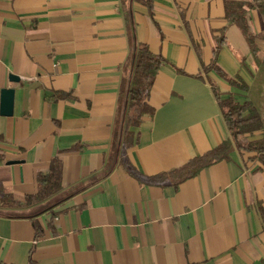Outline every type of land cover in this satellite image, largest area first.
<instances>
[{"label":"crops","instance_id":"0c3cea01","mask_svg":"<svg viewBox=\"0 0 264 264\" xmlns=\"http://www.w3.org/2000/svg\"><path fill=\"white\" fill-rule=\"evenodd\" d=\"M151 1L150 15L145 0H0V263L264 264V167L252 152L234 147L177 186L141 181L119 163L135 42L162 58L152 112L126 150L144 175L230 138L213 88L264 114L250 92L257 67L224 0ZM250 13L259 32L264 21ZM216 45L223 74L240 75L248 90L207 69ZM5 87L14 89L9 115ZM54 157L58 192L27 207L2 204L5 192L34 193Z\"/></svg>","mask_w":264,"mask_h":264},{"label":"trees","instance_id":"16d2710c","mask_svg":"<svg viewBox=\"0 0 264 264\" xmlns=\"http://www.w3.org/2000/svg\"><path fill=\"white\" fill-rule=\"evenodd\" d=\"M150 15L152 14V1L145 0ZM224 8L227 22L229 25H235L242 33L250 54L257 66L263 60L259 56L260 41H264V27L259 32L255 31L252 24L250 11L255 9L264 21V0H224ZM217 40L224 41V34ZM219 46L213 49V60L207 69H214L221 76L227 79L228 83L248 90L247 82L237 75L234 78H228L216 63ZM162 58L152 53L148 46L141 42H135L133 49V70L130 79V85L125 102V115L122 125L121 149L122 155L119 163L131 175L141 181L151 184L169 183L174 186L197 174L201 169L221 160H227L234 147L253 153V158L258 160L260 166L264 167V114L252 104L251 100H238L232 93L227 97L221 98L219 92L213 88L218 106L226 127L230 132V138L223 140L217 146L206 152L190 158L180 166L161 171L153 175H144L139 172L129 161L126 150L134 145L136 132L134 128L138 127L142 117L152 112L148 104L150 89L154 77L158 72ZM259 131L260 137L247 140L246 135H252ZM37 189L32 194L25 195L22 199H16L9 193L2 195L1 202L7 207H27L41 203L52 197L61 188L62 184V164L56 157L52 158L46 171H39L36 174ZM260 212L264 221V209L260 207ZM35 237L40 236L39 226L35 223ZM4 264V263H0ZM27 264H37L32 258Z\"/></svg>","mask_w":264,"mask_h":264},{"label":"rangeland","instance_id":"374dc122","mask_svg":"<svg viewBox=\"0 0 264 264\" xmlns=\"http://www.w3.org/2000/svg\"><path fill=\"white\" fill-rule=\"evenodd\" d=\"M256 74L252 76V86L250 87L253 99L258 105L264 104V60L256 66ZM253 91V92H252ZM247 135L245 136V138Z\"/></svg>","mask_w":264,"mask_h":264},{"label":"water","instance_id":"95a60500","mask_svg":"<svg viewBox=\"0 0 264 264\" xmlns=\"http://www.w3.org/2000/svg\"><path fill=\"white\" fill-rule=\"evenodd\" d=\"M10 81H18L19 77L13 74L9 75ZM1 113L2 114H11L13 100H14V89L10 87H5L1 89Z\"/></svg>","mask_w":264,"mask_h":264}]
</instances>
